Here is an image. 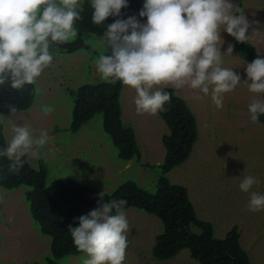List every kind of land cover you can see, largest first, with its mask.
Returning a JSON list of instances; mask_svg holds the SVG:
<instances>
[{"label":"rangeland","instance_id":"374dc122","mask_svg":"<svg viewBox=\"0 0 264 264\" xmlns=\"http://www.w3.org/2000/svg\"><path fill=\"white\" fill-rule=\"evenodd\" d=\"M87 3V8H93L90 0ZM232 3L235 13L240 1L232 0ZM241 4L239 14L245 15L251 25L248 34L257 30L248 42L264 58V0H243ZM77 11L86 14L91 23L82 32V37L99 54H106L101 40L105 33L104 22L93 23V9ZM74 27L78 33L79 28L75 24ZM221 36L222 67L232 68L241 76V81L234 91L224 95L221 109L216 108L210 93L205 95L187 86L181 89L172 87L195 114L198 133L188 159L168 175L172 183L186 187L196 216L212 224L215 237L223 238L233 226H237L239 243L251 264H264V210L252 212L247 208L251 192L264 195V124L250 119L248 105L254 98L264 100L262 94L249 91L245 59L234 47L231 54L225 53L228 45H233L231 36L223 30ZM50 49L54 47L51 45ZM51 53L53 66L42 73L47 74L46 79L37 80L35 87L42 91L36 94L33 105L23 111L0 113L7 143L14 126H29L34 135H39L41 130L48 131V144L40 149L39 155L27 156L33 166L38 165L39 158L45 160L47 183L59 178H73L100 191L110 192L120 182L131 179L152 191L159 174L158 166L165 157L161 137L168 133V128L163 120L158 114H137L136 92L122 84V117L126 125L135 129L141 150L140 160L125 162L118 158L116 147L102 128L101 114L95 115L76 134L69 133L66 128L71 121L72 98L66 92L67 87L76 90L82 84L105 80L96 69L95 62L99 57L83 50L71 54ZM45 105L54 108L47 116L42 113ZM74 158L89 163L92 170H81L72 162ZM146 162L155 168L142 166ZM249 175L257 178L259 183L246 193L239 185ZM27 189L26 186L13 190L0 187V264H46L44 258L49 254L50 238L39 232L29 215L23 194ZM93 209L87 208L85 214ZM124 212L130 231L123 264H200L186 248L171 259H155L152 246L156 235L162 231L161 220L133 207ZM82 257L89 258L83 252L59 258L57 263L82 264Z\"/></svg>","mask_w":264,"mask_h":264},{"label":"clouds","instance_id":"9594fccd","mask_svg":"<svg viewBox=\"0 0 264 264\" xmlns=\"http://www.w3.org/2000/svg\"><path fill=\"white\" fill-rule=\"evenodd\" d=\"M90 2L93 23L98 25L109 16L119 17L121 9L128 6V0ZM81 8V0H0V86L19 90L46 79L47 74L42 73L54 63L50 47L77 37L74 24L80 19L77 10ZM233 8L232 0H145L139 16L146 17V22L130 16L107 26L101 40L106 53L109 48L111 51L99 56L96 69L106 82L120 81L135 90L139 115L166 111L171 96L161 86H187L205 95L210 93L216 108L221 109L224 95L241 81L232 68L222 67L221 31L241 43L257 32L253 29L249 35L250 22L245 15L235 14ZM233 47L229 44L225 53L231 54ZM246 74L249 91L264 94V58L259 52L247 63ZM41 91L35 89L36 94ZM10 111L15 112V108ZM53 111L52 106L42 107L45 116ZM248 111L256 122L264 115V101L254 98ZM11 133L0 157L10 162L8 173L18 174L25 163L22 157H37L48 144V131L34 135L29 126H14ZM258 183L249 175L239 187L247 193ZM98 195V207L80 216L78 227L69 225L74 245L89 257H82V264H123L130 231L123 211L127 202H105V192ZM247 208L252 212L264 210V195L251 192Z\"/></svg>","mask_w":264,"mask_h":264},{"label":"trees","instance_id":"16d2710c","mask_svg":"<svg viewBox=\"0 0 264 264\" xmlns=\"http://www.w3.org/2000/svg\"><path fill=\"white\" fill-rule=\"evenodd\" d=\"M239 1L237 9L240 10L243 0ZM144 2L145 0H128V6L121 9L119 17L106 18L104 30L116 19H127L130 16H135L142 23L146 22V17L139 16ZM81 3L82 10L93 9L87 8V0H81ZM79 13L82 14L81 11ZM75 22L79 28L77 37L65 44L53 43L54 49H50V52L71 54L83 50L99 57L101 54L82 37V32L91 24L88 16L82 14L81 19ZM231 40L236 51L247 63L257 58L258 51L253 44L237 42L232 36ZM110 51L109 48L106 54H110ZM35 89V84H26L19 90L0 86V113H13L10 111L12 107L15 112L29 109L35 100ZM121 89L120 81L115 84L106 81L85 83L76 90L67 87L66 92L72 98V116L66 131L76 134L95 115L101 114L102 128L116 147L118 158L125 162L140 160L141 150L135 129L126 125L122 117ZM162 90L171 96L170 103L165 104L166 111L158 113L167 126L168 133L161 137L165 157L158 166L159 174L152 191L131 179L120 182L110 192L100 191L73 178H59L47 183L46 162L43 158H39L38 165L33 166L27 156L22 157L25 160L23 168L18 174H10L7 172L10 162L7 158L0 157V187L8 190L28 187L23 194L28 203L29 215L39 232L50 238L49 254L44 258L46 264H58L59 258L83 253L74 245L69 225L78 227V218L86 215L85 210L98 207V194L101 192H105V202L113 199L125 200L127 203L123 211L133 207L161 220L162 231L156 235L152 246V256L157 260L171 259L186 248L190 256L200 264H251L239 243L238 227L233 226L223 238L215 237L212 224L196 216L186 187L169 180L170 171L185 162L191 154L197 139L198 126L196 116L186 100L177 95L172 87H164ZM262 97L264 100V94ZM257 121L264 124V115H260ZM3 128L0 121V149L7 146ZM72 162L83 171L92 170L89 163L79 158H74ZM142 166L155 168L149 162Z\"/></svg>","mask_w":264,"mask_h":264},{"label":"crops","instance_id":"0c3cea01","mask_svg":"<svg viewBox=\"0 0 264 264\" xmlns=\"http://www.w3.org/2000/svg\"><path fill=\"white\" fill-rule=\"evenodd\" d=\"M240 66H242V64L240 63Z\"/></svg>","mask_w":264,"mask_h":264}]
</instances>
